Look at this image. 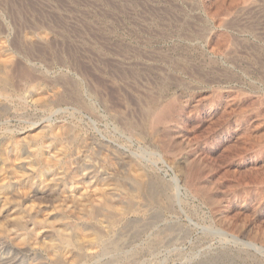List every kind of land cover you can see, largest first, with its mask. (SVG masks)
<instances>
[{
    "label": "rangeland",
    "instance_id": "obj_1",
    "mask_svg": "<svg viewBox=\"0 0 264 264\" xmlns=\"http://www.w3.org/2000/svg\"><path fill=\"white\" fill-rule=\"evenodd\" d=\"M0 39L19 92L32 81L82 92L97 111L67 97L71 119L136 157L171 200L150 206L156 224L141 238L161 242L138 250L139 264H264V0H0ZM161 107L156 136L143 121ZM25 110L24 120L50 113Z\"/></svg>",
    "mask_w": 264,
    "mask_h": 264
},
{
    "label": "bare ground",
    "instance_id": "obj_2",
    "mask_svg": "<svg viewBox=\"0 0 264 264\" xmlns=\"http://www.w3.org/2000/svg\"><path fill=\"white\" fill-rule=\"evenodd\" d=\"M37 34L46 40L44 31ZM12 56L0 39V117L6 120V128L0 129V264H139L138 250L152 255L161 242L159 234L141 238L156 224L150 206L166 211L171 200H159L136 157L110 150L106 141L85 135L79 119H71L77 112L63 107L67 97L82 111H97L81 99L82 92L49 89L39 81H32L27 93L19 92L11 76ZM29 101L50 113L24 120ZM165 108H151L144 118L153 135ZM12 118L22 127L12 128ZM164 153L175 162L171 151ZM175 183L180 192L177 178ZM137 236L142 245L132 244ZM127 243L130 249H125Z\"/></svg>",
    "mask_w": 264,
    "mask_h": 264
}]
</instances>
